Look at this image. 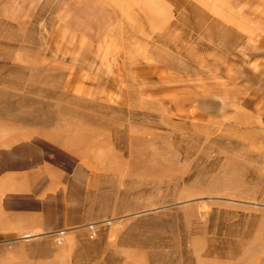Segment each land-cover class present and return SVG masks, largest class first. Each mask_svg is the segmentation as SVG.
<instances>
[{
  "label": "rangeland",
  "instance_id": "1",
  "mask_svg": "<svg viewBox=\"0 0 264 264\" xmlns=\"http://www.w3.org/2000/svg\"><path fill=\"white\" fill-rule=\"evenodd\" d=\"M0 159L81 216L0 264H264V0H0Z\"/></svg>",
  "mask_w": 264,
  "mask_h": 264
},
{
  "label": "crops",
  "instance_id": "2",
  "mask_svg": "<svg viewBox=\"0 0 264 264\" xmlns=\"http://www.w3.org/2000/svg\"><path fill=\"white\" fill-rule=\"evenodd\" d=\"M11 150V149H10ZM8 150L7 156L12 153ZM21 166L0 159V240L54 233L80 224L79 190L20 185ZM38 188V189H37ZM14 240V239H12Z\"/></svg>",
  "mask_w": 264,
  "mask_h": 264
}]
</instances>
